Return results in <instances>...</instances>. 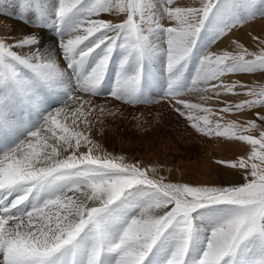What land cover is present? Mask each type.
Instances as JSON below:
<instances>
[{"label": "snow or ice", "instance_id": "snow-or-ice-1", "mask_svg": "<svg viewBox=\"0 0 264 264\" xmlns=\"http://www.w3.org/2000/svg\"><path fill=\"white\" fill-rule=\"evenodd\" d=\"M20 9L34 14L40 31L0 39V129L11 136L0 142V264H264V112L257 111L264 85L224 79L264 73V48L203 52L236 25L264 16V0L259 7L255 0H201L199 7L21 0ZM49 28L56 36L47 37ZM156 59H166L165 93L180 116L187 109L189 121L193 110L219 117L196 118L197 132L251 146L246 157L216 161L240 171L242 182H165L149 175L154 168L100 153L90 135L96 106L87 97L104 91L115 64L108 94L125 104L145 101L159 80L151 70ZM193 91L201 101L228 93L248 99L213 112L178 98ZM49 98L60 106L47 111ZM20 108L36 119L18 121ZM242 110L255 119L222 123L220 113ZM256 128L258 136L245 134Z\"/></svg>", "mask_w": 264, "mask_h": 264}, {"label": "rangeland", "instance_id": "rangeland-1", "mask_svg": "<svg viewBox=\"0 0 264 264\" xmlns=\"http://www.w3.org/2000/svg\"><path fill=\"white\" fill-rule=\"evenodd\" d=\"M41 2L43 3L45 0H41ZM163 2L164 0H156L157 7L163 4ZM186 2L190 5L188 6ZM200 3L201 0H174V6L180 7H184V5L185 7H199ZM255 3L259 7L261 0H255ZM20 5L21 0H0V39L7 38L8 43H12L14 39L22 38L25 34L38 33L40 31L38 27L31 23L32 19H34V14L27 12L22 15ZM100 18L113 19V16L102 14ZM263 18L264 16L257 14L254 18L236 25L214 43L209 44L203 52H215L218 54L222 51L236 52L240 44L252 52V48L244 44L241 39H235V35H240L243 31L247 30L248 32L260 26V19ZM162 23L167 26L171 22L165 18ZM45 32L47 33V37L56 36L55 31L50 28L45 29ZM262 33L252 32L250 37L252 45L261 46V44L255 43L257 39L253 40V37L258 38L260 35H257ZM48 42L51 43V41ZM60 63L61 67H64L62 60ZM194 68L195 65L190 64L187 73H193ZM165 69L166 59L154 60L151 70L157 74L159 80L153 82L147 88L145 93L147 99L136 104H125L115 100L108 94L114 80L115 64H113L106 78L104 91L98 96L87 97L96 106V110L90 116L92 122L90 135L100 145L101 154L107 152L112 156L123 157L125 163L139 162L144 167L154 168L155 172H150L149 175L155 176L157 179L164 177L165 182L186 183L184 179L186 173L187 177L194 178L197 185L201 183L202 185H219L217 182V177L219 176L218 168L215 167L222 164H218L216 161L222 160L221 158L225 156L221 153L222 149L225 150L229 146L232 150L236 151V147L239 144L232 140V142L227 141L225 137L203 135L191 126L196 118L205 115H208L209 120L215 122L219 119L217 115H209L199 110H193L191 115L194 120L189 121L187 119L189 110L182 109L186 112V115L183 117L175 111V100L169 98L165 93V78L167 75ZM230 75L234 77V81H237L236 79L240 74H228L227 76ZM225 82L232 83L227 79H225ZM237 91L241 92L243 90L237 89ZM201 95L202 93L195 91L184 92L178 98L186 99L194 104L202 103L206 107H211L213 112H217L224 106V98L227 97L228 103L231 102L228 98L231 93L222 95L217 102L216 99L201 101ZM242 99H248V97L240 98V100ZM240 100L237 101L239 102ZM59 106L60 104L56 103L54 98H49L47 111H51ZM101 108H103V112L100 111ZM47 111L43 114L46 115ZM245 111L220 113L224 117L222 123L235 120L239 124H245L242 120H238ZM15 118L22 122L29 119L35 120L36 115L32 110L20 108L17 109ZM200 123L203 124V121L201 120ZM259 131L260 128H256L250 132L251 135L257 136L259 135ZM6 136L9 139L11 138L10 133H7L4 129H0V142ZM223 166L226 167V165ZM226 168L240 172L230 167ZM198 176H200V179ZM204 179L205 181L208 179L210 182L208 180L207 182L201 181Z\"/></svg>", "mask_w": 264, "mask_h": 264}, {"label": "bare ground", "instance_id": "bare-ground-1", "mask_svg": "<svg viewBox=\"0 0 264 264\" xmlns=\"http://www.w3.org/2000/svg\"><path fill=\"white\" fill-rule=\"evenodd\" d=\"M186 3H187L188 6L190 5L188 2H186ZM183 4H185V3H183ZM184 7H185V5H184ZM260 20H261V25L260 26L254 28V29H251L248 32H247V30L246 31H243V33H241L240 35H235V39L236 38L241 39L244 44H246L248 47H251L252 48V52H259L260 48H264V45L259 42L260 40H264V18L263 19H260ZM248 28H250V27H248ZM254 31L257 32V33L263 32L262 34H258L257 36L260 35V37H258L259 39L255 40L256 41L255 42L256 44H258V45L261 44L260 47L259 46H256L255 44L254 45L251 44L252 41L250 40V37L252 35V32H254ZM255 36H256V34H255ZM254 50H256V51H254ZM225 79H227V80H229L231 82L234 81V77L231 76V75L230 76H227V78H225ZM236 80L237 81H240L242 83L248 84V85H264V73L257 72L255 75L240 74V75H238V77H237ZM237 89H239V88H237ZM231 95H230V97H228L231 100L230 103L238 102L237 100H240V98H242V97L245 98V96H243V95H232V96ZM224 99H225L224 102H228L229 101L227 99V97L224 98ZM210 102H212V101H210ZM216 102H217V100H216ZM257 111L264 112V108L257 109ZM248 119H255V113L253 111L246 110L243 113L242 117L241 118H238V120H242L244 123H246V121ZM261 130L262 129L260 128V131ZM245 134H250L251 135V132L250 133L248 132V133H245ZM225 139H227V141H231V140H228L227 137H225ZM232 141L239 144L236 147V151L235 150H232L231 147H229V146L227 147V149L225 148V150L222 149L223 151H221V153H222V155H225L224 157L221 158L222 160L231 161V160H235V158L237 159L240 156H245L246 157L248 155V153L251 151V146L248 145V144H246L245 142L242 143V141H236V140H232ZM242 144H245V145L242 146ZM226 167L223 166V164L221 166H216L215 167V168H218V175L219 176L217 177V182H218L219 185H222V184L223 185H226V184L230 185V184L242 182L241 181V173L240 172H236V171L229 170ZM197 175H199V174H197ZM187 176L188 175H186V173H185V175H184L185 178L184 179L186 180V183H188V184H190L192 186H196L197 185L196 184L197 182L195 183L194 178L192 179V178L187 177ZM198 178L200 179V176H198ZM207 180L205 181V179H204V180H201V181L207 182ZM190 181H193V182H190ZM208 182H210V181L208 180ZM199 183H201V182H199ZM200 185H202V183Z\"/></svg>", "mask_w": 264, "mask_h": 264}]
</instances>
